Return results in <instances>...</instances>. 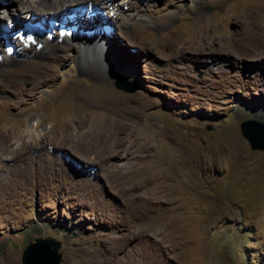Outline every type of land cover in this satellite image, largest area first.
I'll return each instance as SVG.
<instances>
[{
  "label": "rangeland",
  "instance_id": "1",
  "mask_svg": "<svg viewBox=\"0 0 264 264\" xmlns=\"http://www.w3.org/2000/svg\"><path fill=\"white\" fill-rule=\"evenodd\" d=\"M126 1L142 31L96 5L64 17L70 56L46 61L49 83L36 87L28 65L0 73V176L41 170L0 203V264L45 238L59 264H264V150L240 131L264 123V0ZM19 6L0 0L14 19L0 18V59L67 31ZM97 38L102 78L79 58Z\"/></svg>",
  "mask_w": 264,
  "mask_h": 264
},
{
  "label": "bare ground",
  "instance_id": "2",
  "mask_svg": "<svg viewBox=\"0 0 264 264\" xmlns=\"http://www.w3.org/2000/svg\"><path fill=\"white\" fill-rule=\"evenodd\" d=\"M16 1L18 2V5L20 4V6L16 9V11L18 13H20V15L24 14V13H29V15L34 14L33 15L34 17H40V18H44V19H48V18L49 19H61L62 21H64V25L66 23L65 26H66L67 31H65L62 34V36H60V38H58V40H56L55 42L45 40V42L39 43V42H37L36 39H33L32 43L35 42L36 44H38L39 45L38 49H34L33 48L34 46L30 42H29V46H26L25 48L23 47V50L28 52L27 56L25 57L24 60H20V59L14 57L10 52H7L4 55V57L0 59V73H1V71H5V70L7 71L9 68H13V67H17V66H23V65H28V66H31L32 68H35L36 69L35 75L28 74V76L31 79L36 81V85H35L36 87H39L42 84H47L51 81V79H54L56 77V71L54 70L55 68H53V66H51L50 64H47L46 61L50 60V61H54V62L58 63L63 57L65 58L67 55H69L66 53L69 52L71 49L69 46L70 45L69 42L71 43V38L73 36L72 34L74 33L73 31L76 28L74 27V25L70 24L71 23L70 21L63 20L64 17H66L67 15L70 14L71 15L70 18H72V16H74L73 18H75V19L83 20L82 15L87 10H90V11L94 10L96 5H99V6L104 5L103 7L108 8L110 10L109 13L112 15V17L116 21H119V19L123 15L127 16V19L130 21L131 24L125 23L122 26V28H124L126 31H131V30L142 31L143 30L142 26H140L139 23L136 21L137 16L136 15L134 16L131 13L132 9H135L137 11L140 10L139 6L134 4V2H131V1H126V0L125 1L124 0H121V1H119V0H16ZM4 12L6 13V11H4ZM4 12H2V16L4 15ZM24 17H27V16H24ZM0 18L1 19L4 18L5 20L6 19L8 20L10 18L13 19V15L1 17V12H0ZM81 22H82V24L84 23L87 25V23H89V19L85 20L84 22L83 21H81ZM262 23H264V21ZM68 27L71 29H68ZM263 28H264V26H263ZM99 38H97L94 41V43L92 45H90L89 47L83 48L82 53L79 57L80 62L82 64V66H81L82 72L85 74L91 73V76L96 77V78H99V77L102 78V76H100L99 72H100V70L102 71V69H103L102 67H104L103 64L107 63L106 62V56H105L106 53L104 50V47H106V45H104V43H102V41H101L102 39H99ZM13 41L21 44L20 40H13ZM59 53H61L62 55H59ZM36 63H39V64H36ZM102 73H103V71H102ZM29 82H32V81L29 80ZM31 94H33V93H31L30 91H23L22 97H20V99H19V97H17V98L19 99V102L24 103L25 102L24 99H26L29 96L32 97ZM17 106H19V105H17ZM63 107H64V105H63ZM85 109H87V107H85ZM83 110H84V107H83ZM56 113L59 114V113H72V112L70 109H67L64 107V110H59ZM76 113H77V111H76ZM59 120L62 122L63 129L68 127L69 122L67 121L66 117L61 116ZM6 121H9V120H6ZM58 123H59V121H58ZM31 132L34 133L33 128L31 130ZM29 134H31V133H29ZM7 137H6V139H8ZM29 139H31V137ZM14 140H16V139H14ZM28 149H25V150L27 151ZM2 150H3V148H2ZM21 153L22 152H20V154ZM39 171H41V170L34 163L26 162V163H23L20 168L18 167V170L15 171L16 174H12V172H11V174H7L5 176H0V203L2 201L6 200L8 195H12L21 189H24V188L26 189L27 187L29 188L30 183H31L30 180H32L34 178V176H36V174H39L40 173ZM15 189H16V191H13Z\"/></svg>",
  "mask_w": 264,
  "mask_h": 264
},
{
  "label": "water",
  "instance_id": "3",
  "mask_svg": "<svg viewBox=\"0 0 264 264\" xmlns=\"http://www.w3.org/2000/svg\"><path fill=\"white\" fill-rule=\"evenodd\" d=\"M119 90L134 92L135 87L117 81ZM242 136L248 141L251 150H264V123L247 119L240 123ZM59 243L53 239H38L29 243L22 253V264H59L60 255L57 253Z\"/></svg>",
  "mask_w": 264,
  "mask_h": 264
}]
</instances>
